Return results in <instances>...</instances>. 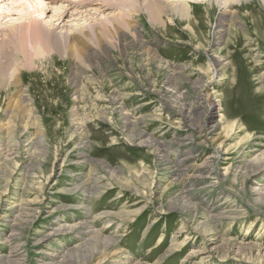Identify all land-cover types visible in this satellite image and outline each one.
Here are the masks:
<instances>
[{
	"label": "rangeland",
	"instance_id": "1",
	"mask_svg": "<svg viewBox=\"0 0 264 264\" xmlns=\"http://www.w3.org/2000/svg\"><path fill=\"white\" fill-rule=\"evenodd\" d=\"M143 3L0 72V264H264V0Z\"/></svg>",
	"mask_w": 264,
	"mask_h": 264
},
{
	"label": "bare ground",
	"instance_id": "2",
	"mask_svg": "<svg viewBox=\"0 0 264 264\" xmlns=\"http://www.w3.org/2000/svg\"><path fill=\"white\" fill-rule=\"evenodd\" d=\"M134 1L142 0H118L119 4L113 0H4L0 6V72L12 70L10 75H13L18 55L25 62L32 61L46 50H74L83 39L89 40L99 33H116L119 25L127 28V21L140 10ZM143 1L145 10L157 13L159 0ZM219 1L223 7L232 4L243 7V2L247 4L249 0ZM181 8L184 11L189 7L182 5ZM95 20H100L97 28L89 25ZM79 21L87 23L84 29H76L83 39L63 29L64 26L79 27ZM56 29L60 30L56 32Z\"/></svg>",
	"mask_w": 264,
	"mask_h": 264
}]
</instances>
